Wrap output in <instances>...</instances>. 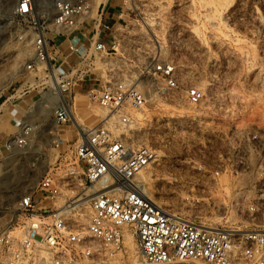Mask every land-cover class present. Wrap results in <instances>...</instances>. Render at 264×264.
I'll use <instances>...</instances> for the list:
<instances>
[{"label":"built area","instance_id":"1","mask_svg":"<svg viewBox=\"0 0 264 264\" xmlns=\"http://www.w3.org/2000/svg\"><path fill=\"white\" fill-rule=\"evenodd\" d=\"M112 1L53 0L51 24L37 25L35 1L15 0L16 14L32 20L36 30L35 55L25 70L31 74L43 69L44 74L39 106L35 111L29 106L26 114L34 111L31 114L39 121L44 112L52 113L54 125L47 133L54 137L56 148L62 140L59 127L74 124L72 107L77 92L111 116L93 127L77 129L79 141L74 161L66 170L67 182L49 171L37 186L41 197L33 191L19 199L23 216L0 234V251H7L5 257L0 252V264H128V233L135 240L139 264H264V231L237 234L208 229L164 210L148 197L138 178L157 158V152L134 144L124 134L133 123L128 111L142 109L147 103L130 75V59L143 58L153 79L163 81L158 92L181 91L190 107L201 105L206 92L182 79L176 66L162 59L157 36L151 45L142 38H128L124 8L137 11L141 0H120L117 21L109 19ZM57 38L66 42V52ZM118 62L120 66L115 67ZM63 64L68 66L65 72L59 69ZM153 85L152 89H157ZM25 92L23 88L21 94ZM42 125L23 117L14 136L0 146L10 154L16 149L26 153ZM226 140L228 152L221 154L213 176L219 179L225 174L235 186L253 187L258 200L249 201L247 208L251 212L264 210V131L235 127ZM241 149L246 151L243 157ZM75 185L83 190L99 186L100 190L86 201L82 196L61 200L64 187ZM44 196L54 204L41 207ZM86 204L89 222L82 226L75 218ZM15 229L21 231L19 238L12 234Z\"/></svg>","mask_w":264,"mask_h":264},{"label":"rangeland","instance_id":"2","mask_svg":"<svg viewBox=\"0 0 264 264\" xmlns=\"http://www.w3.org/2000/svg\"><path fill=\"white\" fill-rule=\"evenodd\" d=\"M34 1L37 25H50L53 0ZM15 7V0H0V143L14 136L23 117L43 125L26 153L16 149L10 154L0 146V234L22 218L19 199L36 191L45 174L50 171L68 181L66 170L74 161L79 141L75 124L62 126L58 129L61 145L56 148L54 137L47 133L54 125L52 113L44 112L38 121L35 114L25 112L31 98L39 100L44 74L43 69L31 74L25 70L35 55L36 30L32 20L16 14ZM124 12L128 38H142L151 45L157 36L162 59L172 62L182 79L206 92L201 105L190 107L181 91L158 92L163 81L153 79L148 62L130 59V75L147 103L142 109L128 111L133 123L124 134L134 144L157 152V158L138 178L148 197L164 210L205 228L237 234L264 231V210L251 212L247 208L249 201L258 200L253 187L235 186L225 174L219 179L213 176L221 154L228 152L226 137L231 130L252 126L264 131V0H141L139 10L128 12L125 7ZM57 41L66 52V42ZM59 69L65 72L68 66ZM23 88L25 94H21ZM75 98L85 111L79 114L78 129L93 127L111 116L97 105L88 110L91 103L83 92H77ZM244 152L241 149L240 156ZM78 172L81 174V169ZM98 190L99 186L88 190L78 185L64 187L61 200L82 196L86 201ZM36 195L41 197V192ZM41 201V207L54 204L45 196ZM81 214L88 224V204L75 218L78 223ZM12 234L19 238L21 231L15 229ZM0 252L7 256L6 250ZM127 252L128 264H139L136 245L133 251L127 246Z\"/></svg>","mask_w":264,"mask_h":264},{"label":"bare ground","instance_id":"3","mask_svg":"<svg viewBox=\"0 0 264 264\" xmlns=\"http://www.w3.org/2000/svg\"><path fill=\"white\" fill-rule=\"evenodd\" d=\"M52 82H53V84H54V86H57L56 85V81H55V78L52 76ZM57 90V89H56ZM58 92L56 91V94H57ZM57 96H59V93H58V95ZM39 102H40V99H39ZM88 102V101H87ZM39 104V103H38ZM81 103H79V101H77V99L75 98L74 99V107H73V112H74V124H75V126H76V128L78 129V127L80 126V125H76V124H78V119H80V116H79V114L80 113H82V114H84L83 112H85V111H83V109L81 108V105H80ZM93 105L94 104H88V110H93ZM38 106L39 105H37L35 108H34V111L38 108ZM84 107V106H83ZM99 107V106H98ZM85 108V107H84ZM100 109H102V110H105V109H103V108H101V107H99ZM98 110V109H97ZM102 110H100V113H101V115H102V117H105V113H104V111H102ZM34 111H32V112H34ZM106 111V110H105ZM31 112V113H32ZM106 118H109V116L108 117H106ZM104 119V118H103ZM144 172V170L140 173V176H141V174ZM88 221V219L86 220V217H85V215H82L81 214V219H80V221H79V223L81 224V225H83V226H86V222ZM208 229H217V228H208ZM126 244H127V246H128V248L131 250V251H133L134 250V248H135V240H134V238H133V236L130 234V233H128V235H127V240H126Z\"/></svg>","mask_w":264,"mask_h":264},{"label":"crops","instance_id":"4","mask_svg":"<svg viewBox=\"0 0 264 264\" xmlns=\"http://www.w3.org/2000/svg\"><path fill=\"white\" fill-rule=\"evenodd\" d=\"M120 6H121V1L120 0H113L111 2V10L109 11V19L112 21H117L118 20V13L120 12ZM39 100L31 98L29 101V106L31 108H35L38 105ZM11 113L13 114V110H11ZM15 117V116H14Z\"/></svg>","mask_w":264,"mask_h":264}]
</instances>
